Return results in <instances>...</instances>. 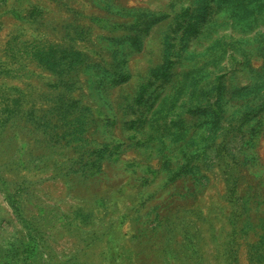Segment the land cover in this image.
Returning <instances> with one entry per match:
<instances>
[{
    "label": "rangeland",
    "instance_id": "obj_1",
    "mask_svg": "<svg viewBox=\"0 0 264 264\" xmlns=\"http://www.w3.org/2000/svg\"><path fill=\"white\" fill-rule=\"evenodd\" d=\"M0 264H264V0H0Z\"/></svg>",
    "mask_w": 264,
    "mask_h": 264
}]
</instances>
